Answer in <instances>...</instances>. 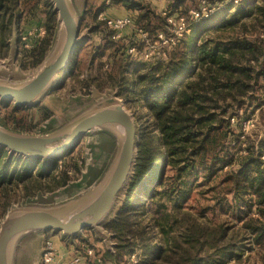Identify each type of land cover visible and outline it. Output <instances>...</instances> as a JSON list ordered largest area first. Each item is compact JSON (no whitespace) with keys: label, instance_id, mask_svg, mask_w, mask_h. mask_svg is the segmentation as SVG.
<instances>
[{"label":"trees","instance_id":"trees-1","mask_svg":"<svg viewBox=\"0 0 264 264\" xmlns=\"http://www.w3.org/2000/svg\"><path fill=\"white\" fill-rule=\"evenodd\" d=\"M121 1L111 0V3ZM262 2V5H256L255 1L244 0L231 12L210 14L186 22L185 30L174 45L166 48L163 59L157 58L151 64L134 69L129 83L133 89H124V93L128 98L135 97L145 108V113L136 117L137 142L131 176L118 198L113 215L103 224L113 238L125 240V236L132 233V217L146 209L155 217L154 224L159 226L158 216H163V211H160V205L151 208L154 198L182 192L188 178L197 174L196 167L200 163L197 158H204L209 153L207 142L211 134L225 128L228 118L237 114L233 106L240 107L252 97L257 79L264 75V40L258 37V32H264V0ZM20 6V0H0V58L10 56L13 26L18 17L15 9ZM124 6L139 10L135 19H131L149 36L162 30V25L152 24L151 13L166 25L167 14H161L164 11L156 13L154 9H145L134 3ZM103 9L102 5L99 6L93 19L97 20ZM45 19L47 28L50 23L55 30L58 28L54 11L50 10ZM131 31L133 33L126 41H122L118 37L113 39L114 32L107 29L102 36L103 42H107V47L120 41L124 56H130L126 48L129 38L135 34ZM48 44V39L44 38L32 49V53L36 51L38 54L31 57L32 66L42 63L43 51ZM76 56L74 51L68 64L70 71ZM41 111L45 117V110ZM141 119L145 120L144 123L139 122ZM225 134L222 131L223 137ZM257 144L258 149L253 155L241 156L236 169L233 168L237 157H230L225 162L219 160L220 167L205 162L200 164L206 179L225 164L230 165L235 181L233 194L238 195L229 200L235 218L233 223L202 227L191 221L184 225V246L180 240L169 236L168 229L160 227L166 247L143 244L144 257L139 264H226L238 256L236 252L242 247V243L233 238L238 223L237 229L247 234L249 242L264 244V162L261 160L264 137ZM14 161L22 165L20 172ZM36 162V159L28 161L0 147V182L25 179ZM93 174L89 171L90 180L94 178ZM66 183L64 181L60 187ZM158 188H162L161 191ZM77 192L72 189L69 196ZM253 213L256 217L252 216Z\"/></svg>","mask_w":264,"mask_h":264},{"label":"rangeland","instance_id":"rangeland-1","mask_svg":"<svg viewBox=\"0 0 264 264\" xmlns=\"http://www.w3.org/2000/svg\"><path fill=\"white\" fill-rule=\"evenodd\" d=\"M22 1L20 0L21 6L15 9L18 17L13 26L10 56L0 58V81L20 82L30 78L53 52L56 45L58 28L55 30L51 23L47 28L45 19L50 10L54 11L51 0ZM152 1L122 0L120 3L112 4L111 0L108 2L107 0H86V6L80 7V9L75 8L71 1L80 21V44L76 49L77 56L72 71L68 65L43 97L33 105L15 107L12 103L0 102V120L2 121L0 125L6 129L23 133L45 134L60 129L78 114L97 104L110 105L108 99L112 98L124 105L137 125L136 117L143 116L145 108L135 97H133L135 100L132 97L128 98L124 89L132 88L129 87V83L134 76V69L151 64L157 58L163 59L166 56V48L170 46L162 47L154 35L150 37L156 51L152 50V56L150 55L149 59H145L142 54L149 52V49L143 44L139 45L137 55L126 57L124 56L125 51L123 52V44L120 41L105 46L107 42L104 44L102 36L108 28L105 25L104 17L99 15L96 20L93 19V15L101 5L104 9L113 5L132 13L139 12L138 9H127L124 6L129 3L139 4L145 9L151 8L156 13H161L160 10H156L157 6L154 8L151 5ZM155 1L163 5L164 13L161 14H167L166 25L161 21V18L152 13L149 16L151 22L162 25L160 32L164 36H171L173 31L171 24H168L167 21L169 17L175 23L180 18L190 23L194 20L191 12L200 7L209 12V15H223L224 11H233L236 5L244 0ZM245 1H255L256 5L263 3V0ZM135 16L136 14L133 18ZM258 37L264 40V32H258ZM44 38L48 39L49 44L43 51V61L38 66H32L31 57L38 55L36 51L32 53V49ZM41 109L45 110V117L42 116ZM232 109L237 114L233 118H228V125L225 128L211 134L210 141L207 142L209 153L204 158H197L200 161L196 167L197 174L188 178L187 186L182 188V192L179 195L174 192L171 194L172 196L157 195L152 201V209H155L157 205L163 207L160 208V211H163V216H158L159 226L154 224L155 217H152L146 209L137 212L132 217V233L126 235L125 240L113 238L112 234L108 233L103 226L113 215L115 211L113 209L109 216L95 228L97 238L92 229H83L79 232L82 238L90 239L88 245L99 241V237L104 238L109 251L105 250L102 253L101 260L97 264H107V262L108 264H121L130 261L129 255L132 253L139 260V264L144 257L143 244H161L166 247L165 239L160 234V227L168 229L169 236L180 240L184 246L182 236L184 225L191 221L202 227L222 222H226L227 225L233 223L235 218L231 213L229 200L238 195L233 194L235 181L233 174L231 175L230 165L225 164L209 179H206L204 168L200 164L205 162L207 165L220 167L219 160L225 162L230 157H237L233 168L236 169L237 164L242 160L241 156L253 155V152L258 149L257 143L264 137V75L257 79L249 101L240 107L233 106ZM244 111L246 112L244 113ZM144 121L141 119L139 122L144 123ZM222 131L226 133L224 137ZM116 141L106 131L90 132L83 136L75 146L58 157L51 160H36L39 162L38 164L37 162L36 164L31 163V168L25 179L15 178L10 181H1L0 222L9 211L51 207L79 197L98 180V177L95 181L93 177V181L90 180L89 171L94 172V177L99 175L100 178L112 161L117 148ZM261 160L264 162V156L261 157ZM28 161H32V159H28ZM13 164L20 172L22 165H18V161L17 163L14 161ZM86 176L90 181H86L82 185L80 182H83ZM64 181L67 182L66 186L60 187ZM72 189L78 192L69 196ZM161 189L158 188V191ZM252 216L256 217V214L253 213ZM239 224L234 227L233 238L236 242L242 243V247L240 246V250L236 252L238 256L233 257L226 264H264V244L256 245L249 242V239L246 238L247 234L243 230L237 229ZM41 232L43 231L33 232V234Z\"/></svg>","mask_w":264,"mask_h":264},{"label":"water","instance_id":"water-1","mask_svg":"<svg viewBox=\"0 0 264 264\" xmlns=\"http://www.w3.org/2000/svg\"><path fill=\"white\" fill-rule=\"evenodd\" d=\"M58 36L53 52L37 72L20 81H0V102L27 107L38 102L66 69L80 44V21L71 0H51ZM97 104L58 130L28 134L0 125V147L28 159L51 160L75 146L86 134L101 130L117 141L114 157L102 176L79 197L56 206L9 211L0 222V264H14L19 240L37 231H53L72 237L83 229H95L113 211L131 176L137 142V125L120 101Z\"/></svg>","mask_w":264,"mask_h":264},{"label":"crops","instance_id":"crops-1","mask_svg":"<svg viewBox=\"0 0 264 264\" xmlns=\"http://www.w3.org/2000/svg\"><path fill=\"white\" fill-rule=\"evenodd\" d=\"M71 1H73L74 7L77 9H80V7L82 8L86 6V3H85L86 0H71ZM152 2L153 4L151 5L153 7L154 6L158 7L156 10H160L161 12L164 11L162 10V6H163L162 3L160 4V2L158 3L155 0H153ZM134 14H137V13L136 12L132 13L129 10H126L122 7H118V6L115 7L113 5H110L106 7L103 11H101L98 14V16L101 15L104 17V19L124 17V16H130L133 18ZM131 30L132 29L130 27L121 29L117 31L116 33L117 37L119 39L121 38L120 40L122 41H126V38H128L131 35V33H133ZM97 177L99 179V175H98V176H95L93 180L95 181ZM86 179H88L87 176L85 177L84 182H86ZM92 230L94 232V236L97 238L96 236L97 233L95 232V229H92ZM47 239L50 240L53 246L56 248L58 256L62 262H66L71 256L75 254H83L84 249L87 247H90L92 248L95 257L82 261L79 264H97V261H95V258L99 257L101 260L102 253H104L105 250H108V246L104 242V238H101V237H99L100 239L99 241L97 240L95 243L92 242L91 245H88V242H90V239L82 238L79 233L72 237H66V236H63L61 233H57L53 231H43L41 233H34L33 235L27 234L19 240L16 246L14 264H43L41 261V251H42L44 241Z\"/></svg>","mask_w":264,"mask_h":264},{"label":"built area","instance_id":"built-area-1","mask_svg":"<svg viewBox=\"0 0 264 264\" xmlns=\"http://www.w3.org/2000/svg\"><path fill=\"white\" fill-rule=\"evenodd\" d=\"M109 0H107L108 2ZM209 12L205 11L203 7H200L197 10H194L191 12V16L194 19L199 18H205L208 17ZM105 20L106 27L113 31L112 38L115 39L117 37V31L124 29V28H131L135 34L133 37L129 38V44L126 48L127 55L135 56L137 55V50L140 44L145 45L148 49V53H142L144 54L145 59H149L152 55L151 52L156 51V47L154 49V45L152 43V38L142 29L137 28L131 17L124 16V17H115V18H107ZM168 24H171L173 34L171 36L163 35L162 32H158L155 35V39L159 41L160 44L163 46H172L174 45L179 37L181 36L182 32L185 30L187 23L184 19L180 18L178 22H174L172 18L167 19ZM153 50V51H152ZM158 54V53H156ZM151 55V56H150ZM130 261L122 262L121 264H138V259L135 257V254L132 253L129 255ZM94 252L92 248L87 247L84 249L83 254H75L71 256L66 262H62L58 256L56 248L53 246L52 242L50 240H45L42 251H41V261L43 264H79L82 261H85L89 258H94ZM95 261L99 262L100 258L96 257Z\"/></svg>","mask_w":264,"mask_h":264}]
</instances>
